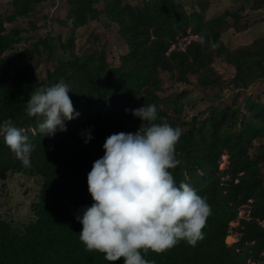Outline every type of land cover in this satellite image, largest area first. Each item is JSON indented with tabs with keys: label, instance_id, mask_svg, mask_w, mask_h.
<instances>
[{
	"label": "trees",
	"instance_id": "1",
	"mask_svg": "<svg viewBox=\"0 0 264 264\" xmlns=\"http://www.w3.org/2000/svg\"><path fill=\"white\" fill-rule=\"evenodd\" d=\"M43 1L14 0L13 15L3 18L0 13V123L11 119L35 145L31 167L25 168L0 134V180L22 173L42 181L29 223L15 228L0 216V264H113L104 254L85 250L76 216L93 203L87 174L104 155L106 138L135 133L141 121L125 109L148 104L157 106L155 123L181 130L175 146L181 163L169 171L177 185L185 182L206 197L211 215L204 239L195 247L182 240L162 254L149 251L142 256L155 264H264V146L251 151L254 142L264 138V98L249 97L247 91L264 80V39L236 51L225 48L221 40L229 25L237 33L248 29L249 16L264 8V0H231L232 7L214 19L206 18L207 0L197 1L199 10L191 12L175 0H144L136 6L123 0H72L66 22L72 28L68 42L46 36L22 50L14 49L20 35L36 27L29 12ZM101 1L105 17L126 44L127 52L118 63L93 45L80 56L74 51V30L88 15L98 18L101 12L96 5ZM18 17L26 20L28 28L14 26ZM201 34L218 46H202ZM178 37L187 38L184 49ZM15 53L29 61L19 70L12 69L5 57ZM43 54L47 62L57 59L45 79L30 63ZM216 64L233 70L230 82L220 84ZM165 77L174 84L194 83L208 98L215 89L244 97L233 94L230 105L209 107L208 116L201 119L188 118L185 113L192 108L174 98L162 100L163 87L170 85L164 83ZM61 79L69 85L79 115L65 121L66 131L43 136L39 130L43 117H29L27 102L37 89ZM163 102L172 110H164ZM89 131L93 138L85 143ZM223 158L227 166L220 169ZM241 211L246 214L239 217ZM231 232L237 238L228 245Z\"/></svg>",
	"mask_w": 264,
	"mask_h": 264
},
{
	"label": "clouds",
	"instance_id": "2",
	"mask_svg": "<svg viewBox=\"0 0 264 264\" xmlns=\"http://www.w3.org/2000/svg\"><path fill=\"white\" fill-rule=\"evenodd\" d=\"M198 42L213 49L218 46L207 40L206 34H201ZM69 92V85L61 79L37 89L28 100V116L43 117L39 124L43 136L66 131L65 121L79 115ZM125 111H131L141 124L135 133L119 132L106 138L104 155L87 174L93 203L76 216L82 225L79 240L86 251L102 253L113 264L121 259L123 264H155L141 253L162 254L182 240L195 247L204 239L211 206L189 184L177 185L169 171L181 163L175 152L181 130L155 123V104ZM23 131L13 126L11 119L0 123L4 143L22 166L29 168L35 145ZM92 138L89 131L84 142Z\"/></svg>",
	"mask_w": 264,
	"mask_h": 264
},
{
	"label": "rangeland",
	"instance_id": "3",
	"mask_svg": "<svg viewBox=\"0 0 264 264\" xmlns=\"http://www.w3.org/2000/svg\"><path fill=\"white\" fill-rule=\"evenodd\" d=\"M14 0H0V13L3 18L13 15L15 9L13 7ZM144 0H123L124 3H129L133 6L141 4ZM176 3L181 5L187 12H191L193 8L199 10L197 1L199 0H175ZM72 5V0H44L40 5L35 6L30 12L29 17L35 22V28L31 31H26L19 37V42L16 43L14 49L19 48L22 50L26 48L31 42L39 38L46 36H52L60 38L63 42H68L72 35V28L69 23L66 22L68 9ZM232 7L231 0H207L206 5V18L214 19L221 16L226 10ZM96 8L101 12L98 18H92L88 15L86 21L82 20V25L74 30L73 35L75 37L74 51L77 55H82L87 52L90 46H95L99 50L101 48L106 52L108 59L114 63H118L120 58L126 54V44L118 39L116 34V26L110 24L105 17V11L102 1L96 5ZM252 23L249 28L242 33H237L231 25L227 27L222 35L221 40L230 51H236L242 46H249L254 41L264 39V8L258 12H255L253 16H249ZM249 18V20H250ZM15 27L28 28L26 20L22 17H18ZM186 37H178L177 43L180 47L184 48ZM189 39L187 40V43ZM43 54L41 57H35L30 63L33 65V69L39 74L40 78L45 79L47 72H52L53 66L56 65L57 59L47 60ZM10 60L11 68L19 70L26 66L29 61L26 57L17 55L5 56ZM215 69L218 72L220 84H226L230 82L233 76V70L226 65H215ZM165 84H170L164 88V95L162 100L170 98L176 99L178 102H183L190 109L185 115L191 118L193 115L197 119L208 116L209 107H225L230 105L233 101V94L238 95L240 99L244 97L243 94L235 92L230 93L226 91L219 92L215 89V95L208 98L206 97L196 84L190 83L189 85L174 84L171 79L165 77ZM248 96L260 99L264 98V80L258 82L249 87ZM220 96V100L216 97ZM162 107L164 110H172L167 102H163ZM184 115V113H182ZM264 146V138L256 140L254 147L251 151L255 152L260 146ZM227 166L226 159L223 158L219 168L225 169ZM264 172V167H263ZM41 179L37 176H29L22 173H12L6 180H0V216L10 222L13 227L17 228L26 223H29L33 219L32 207L38 201L39 191L41 188ZM246 213L241 211L240 216H244ZM226 239L228 245L234 243L237 238L235 232H231Z\"/></svg>",
	"mask_w": 264,
	"mask_h": 264
},
{
	"label": "built area",
	"instance_id": "4",
	"mask_svg": "<svg viewBox=\"0 0 264 264\" xmlns=\"http://www.w3.org/2000/svg\"><path fill=\"white\" fill-rule=\"evenodd\" d=\"M181 49H184V48H182V47H180Z\"/></svg>",
	"mask_w": 264,
	"mask_h": 264
}]
</instances>
